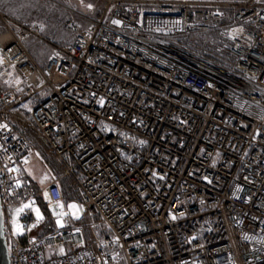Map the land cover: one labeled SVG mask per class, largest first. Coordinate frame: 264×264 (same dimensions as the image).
I'll return each instance as SVG.
<instances>
[{
  "label": "built area",
  "instance_id": "built-area-1",
  "mask_svg": "<svg viewBox=\"0 0 264 264\" xmlns=\"http://www.w3.org/2000/svg\"><path fill=\"white\" fill-rule=\"evenodd\" d=\"M66 27L57 44L0 11L9 264H264V1L102 0ZM27 38L53 48L44 63ZM28 131L61 168L42 189L58 212L46 232Z\"/></svg>",
  "mask_w": 264,
  "mask_h": 264
},
{
  "label": "rangeland",
  "instance_id": "rangeland-1",
  "mask_svg": "<svg viewBox=\"0 0 264 264\" xmlns=\"http://www.w3.org/2000/svg\"><path fill=\"white\" fill-rule=\"evenodd\" d=\"M89 5H91V7H89ZM101 8L102 0H0V11L21 21L41 23L44 27V34L49 37L52 42L57 44L69 43L73 38V34L66 27V22L69 19L74 20L80 27L87 26L96 19ZM25 44L32 53L34 52L33 54L37 56L39 63H44L47 57L53 52V48L50 45L40 43L33 38H27ZM27 136L46 167L50 170L58 169V167L60 168L47 147L34 133L28 131ZM42 162L41 160L39 161L38 156L32 155V159L26 165L25 169L30 175H36L41 171L39 177L48 180L49 174L43 169ZM41 186L42 184H40V186L35 185L33 188L38 192V196L44 200ZM68 191L71 193L70 199L77 196L72 188ZM39 203L41 207L46 209V214L51 222V225L48 227L54 226L56 224L55 219L58 216L57 209L51 208L49 210L46 208L43 201L40 202L39 200ZM71 209L73 214H77L75 207ZM35 212L36 215L39 213V216L42 217L41 208L36 207ZM52 217L54 220H51ZM79 225L84 229L86 236H89L88 232L91 235L90 230H87L88 225L94 226L93 231L97 235H100L103 230L98 218L89 214H85L82 217L81 221H79Z\"/></svg>",
  "mask_w": 264,
  "mask_h": 264
},
{
  "label": "crops",
  "instance_id": "crops-1",
  "mask_svg": "<svg viewBox=\"0 0 264 264\" xmlns=\"http://www.w3.org/2000/svg\"><path fill=\"white\" fill-rule=\"evenodd\" d=\"M35 54H37V53H35ZM32 155L33 156H38L39 161L41 160V162H42V159H41V157L39 156V154H38V152L36 150L34 151V153ZM42 166L44 167L43 169H45L48 172V174H49V179L48 180L45 179V178L41 179L39 177L41 171L39 173H37L36 175H30V174L27 173V171L25 169V173L29 177L32 185L33 186H35V185L40 186V184H42L41 189H43L49 183V181H51L53 178H58L59 174L61 173V168H59V167H58V169L50 170L48 167L45 166V164L43 162H42ZM62 179H59L60 186H61V180ZM71 187H72V183H71V179H70V188ZM18 217H19V213H15L14 214L15 227H16V230H17V226H19L20 230L18 232H22V228H21L20 224L17 221ZM45 228H46V226L43 228L44 232H45Z\"/></svg>",
  "mask_w": 264,
  "mask_h": 264
},
{
  "label": "water",
  "instance_id": "water-1",
  "mask_svg": "<svg viewBox=\"0 0 264 264\" xmlns=\"http://www.w3.org/2000/svg\"><path fill=\"white\" fill-rule=\"evenodd\" d=\"M2 226H3V215L0 206V264H9L6 242L2 232Z\"/></svg>",
  "mask_w": 264,
  "mask_h": 264
},
{
  "label": "trees",
  "instance_id": "trees-1",
  "mask_svg": "<svg viewBox=\"0 0 264 264\" xmlns=\"http://www.w3.org/2000/svg\"><path fill=\"white\" fill-rule=\"evenodd\" d=\"M61 188H62V191H63V194H64L66 200H69L71 198V193L68 191V190L71 189L70 188V179L69 178H63L61 180ZM39 200H40V202L43 201V203H45V201L42 200L41 197H39ZM49 225H51V222L49 220V217L47 216L45 232L49 230V227H48Z\"/></svg>",
  "mask_w": 264,
  "mask_h": 264
},
{
  "label": "snow or ice",
  "instance_id": "snow-or-ice-1",
  "mask_svg": "<svg viewBox=\"0 0 264 264\" xmlns=\"http://www.w3.org/2000/svg\"><path fill=\"white\" fill-rule=\"evenodd\" d=\"M89 7H91V5H89ZM116 23H118V22H116ZM69 207H75V205H70ZM40 219H42V217L39 216V213H37V221L39 222ZM57 224H60V220L59 219L57 220ZM19 230H20V228H19V226H17V231H19Z\"/></svg>",
  "mask_w": 264,
  "mask_h": 264
}]
</instances>
